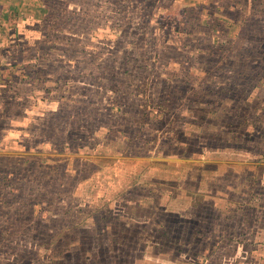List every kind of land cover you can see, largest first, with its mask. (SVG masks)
Here are the masks:
<instances>
[{"label":"rangeland","instance_id":"374dc122","mask_svg":"<svg viewBox=\"0 0 264 264\" xmlns=\"http://www.w3.org/2000/svg\"><path fill=\"white\" fill-rule=\"evenodd\" d=\"M0 264H264V0H0Z\"/></svg>","mask_w":264,"mask_h":264}]
</instances>
